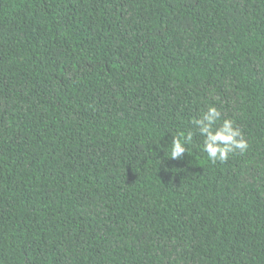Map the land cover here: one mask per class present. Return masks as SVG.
Masks as SVG:
<instances>
[{
    "label": "trees",
    "instance_id": "trees-1",
    "mask_svg": "<svg viewBox=\"0 0 264 264\" xmlns=\"http://www.w3.org/2000/svg\"><path fill=\"white\" fill-rule=\"evenodd\" d=\"M0 264H264V0H0Z\"/></svg>",
    "mask_w": 264,
    "mask_h": 264
},
{
    "label": "clouds",
    "instance_id": "clouds-1",
    "mask_svg": "<svg viewBox=\"0 0 264 264\" xmlns=\"http://www.w3.org/2000/svg\"><path fill=\"white\" fill-rule=\"evenodd\" d=\"M192 124L196 133L189 131L186 135L179 133L172 136L171 159H182L196 134L203 138L202 151L212 163H226L231 154L237 151L245 153L249 149V143L240 127L234 120L222 118V112L216 106H208L199 118L193 119Z\"/></svg>",
    "mask_w": 264,
    "mask_h": 264
}]
</instances>
